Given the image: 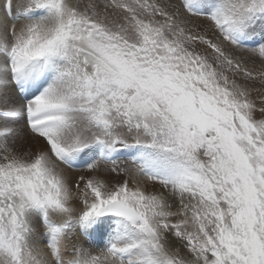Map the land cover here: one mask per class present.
<instances>
[{"label":"rangeland","instance_id":"374dc122","mask_svg":"<svg viewBox=\"0 0 264 264\" xmlns=\"http://www.w3.org/2000/svg\"><path fill=\"white\" fill-rule=\"evenodd\" d=\"M82 1L77 9H72L67 4L64 6L59 1L60 4L53 10V15L57 20L65 16L74 27L79 26L86 30L84 32L87 36L93 35L96 39L95 44L101 46H96L89 38H87L89 39L87 44L102 52H98L96 57L93 54L95 52L87 47H84V50L79 49L82 45L81 40L84 41L81 38L83 37L82 30L78 31L80 32L78 33L79 39L81 38L80 45L73 44L79 47L73 48L71 44H64L62 50L59 49L60 51L57 52L53 45L56 32L53 33L51 43H49L53 49L51 52L53 55L59 56L62 52L69 50L68 53L72 56L80 55L79 59L85 58L84 67L81 63H71L65 57V60L62 58L60 64L57 63L58 67L54 66L53 61L50 60L53 64V71L58 76L62 75L59 77L63 78V83H70L68 85L72 86L71 88L83 87L79 89L81 90L79 93H75L76 96H73L78 101L76 109L81 112L80 115L75 114L74 116L80 117L75 125L68 123L64 134L72 136L75 132L74 128L81 124L84 133H82L83 137L76 138L81 142L79 145L86 143L109 145L107 141L116 138L119 139L118 142H122L119 147H122L124 152L125 150L132 152L135 158L125 157L119 161L116 159L113 162H118L110 165H91L88 168L90 171L85 172L84 180H100L102 183L108 178L106 192H113L111 194L113 197L104 199L101 193L96 200H93L88 195H83L78 199L79 205L75 209L66 208L65 199L60 194L61 189L56 186V183L59 186L64 183L69 184L70 178L65 177L62 180L56 176L60 183L55 181L51 173L43 171V162L38 164L39 168L36 164L35 166L30 163H21L16 168L11 165L4 169L0 167V264H5L6 259L16 258L17 254L13 251L17 252L24 247L26 237L31 234L26 213L34 206L46 212L50 223L48 227L50 226L52 233L56 231L59 236L62 228L63 231L70 230L65 235V242L71 247L75 244H86L92 248V243L87 240V234H93V232L83 234L82 241L78 233L70 229L68 220L76 217V228H80L78 223L93 219L97 216L96 214L104 215V211L108 210L112 204L124 206L127 209L124 212L128 216L134 214L132 218L111 214L113 220H117L116 230L121 224L126 226L121 229L123 232L125 230L126 243L133 244L130 245L133 249L130 247L128 250L131 264H139V262L140 264H151L152 262V264H264V82L250 81L251 84L245 87L250 92V102L245 101L243 97L232 96V92L226 88L229 82L221 83L213 79L214 76L209 73L214 72L229 80L238 81L239 79L235 77L236 69L214 64L208 68L204 65L190 67L189 61L181 62L167 54L165 58L161 57L162 47L170 50V53L174 47L180 48L181 46L186 49L187 47L183 46V42L175 36V33H170L169 30L167 32L159 30L155 23L148 20V17H144L145 15L141 12L144 9L136 0L124 2L123 5L119 2L113 3L112 0H99L118 24V26L115 25L114 21L115 26H113L117 29L112 26L109 30L111 33L108 29H102L104 25H101L102 28L100 25H93L95 24L94 8L88 4L89 0ZM253 1L245 0L246 10L250 8L247 14L254 13L252 19L255 16L259 19L260 9L263 10L260 16L264 14V0H258L261 2L259 7H256V4L253 5ZM41 3L49 2L42 1ZM44 4H39L34 8H39ZM89 13L92 15H88ZM88 29H92L91 33L87 32ZM1 30L2 27H0ZM100 31L101 34L95 36ZM44 33L45 37L49 36L48 30ZM111 35L117 36L121 41L122 46L120 44L119 52H115L110 39ZM21 41L22 37L21 40L17 39L18 44ZM76 52L77 55H75ZM10 55L8 54L9 59L12 58ZM45 55L48 54L45 53ZM92 57L95 58L92 61L97 64L90 63ZM151 58L156 60L153 62ZM162 60L165 63L168 60V63L171 62L170 64L173 63V65H163V68L158 62ZM65 61L69 65L64 63ZM129 62L132 63L133 69L127 67ZM8 65L9 67L7 66L2 73L8 77V82L11 84L12 75L11 78L9 75L11 68L18 69V67ZM118 66H123L125 70ZM98 68L99 71L101 68V74L97 72ZM88 76L90 77L89 82H87ZM104 77H107L106 81H103ZM1 85L3 84L0 83ZM29 111L31 112L30 118L36 115V109ZM7 112L8 115L12 114L11 107H8ZM22 112L25 113V110ZM15 117L19 118L16 114ZM18 120H21V123L25 122L22 121L23 115ZM0 123L4 122L1 120ZM86 131L87 135H85ZM37 136L45 139L47 145L50 144L54 149L57 148L56 140ZM11 145L13 149L7 150V154L13 151L15 153L13 156L17 157L16 144L12 141ZM81 146L83 147L55 152V159L58 162V158L61 160L62 156L73 159L76 152L91 145ZM47 155L48 152H44L43 156ZM140 156L146 157L145 159L149 161L143 162L144 159ZM130 169L135 173H132ZM138 175L144 179L143 189H137ZM78 185L75 183L74 188ZM162 189L166 190L162 191ZM160 197L163 199L161 200ZM155 200L161 205V209L157 212L150 207V203H154ZM66 211L72 213L69 214L70 217L66 215ZM94 211L97 213L94 214ZM191 215L194 216L193 220ZM189 221L194 223L193 231L187 229ZM110 233H112L110 237L113 238L107 239L110 244L115 243V240L123 241L121 233L113 231ZM175 247H179L178 251ZM73 250H69L71 253L68 252L62 264L90 262L97 264L101 261L96 252L90 253L89 250L77 248ZM105 255L109 256L107 252ZM60 258L61 256L58 259Z\"/></svg>","mask_w":264,"mask_h":264},{"label":"bare ground","instance_id":"6f19581e","mask_svg":"<svg viewBox=\"0 0 264 264\" xmlns=\"http://www.w3.org/2000/svg\"><path fill=\"white\" fill-rule=\"evenodd\" d=\"M42 1L49 2L47 4H49L50 7L53 6V7H51L50 12H48L45 15H40L38 18H34V19H28L24 15L20 16L21 12L28 9L29 7H36L39 4H44V3H41ZM59 1H61V4L64 6L67 4L72 9H77L78 4L82 0H80V1L79 0H0V27H2V30L0 31V83L3 84L0 86V122H1V120L4 122L3 124L0 123V167L2 169H4L6 166L11 165V166H15V168H16L21 163H25V164L30 163V164H34V165L36 164L38 166L37 168H39L38 164H41L43 162V164H42L43 171L45 170V172L51 173L52 176L55 177V181L59 182V180L57 178L58 176L62 180L65 177L70 178V180L68 182L70 185L67 183H64L63 185L59 186L58 183H56L57 184L56 186H58L61 189L60 194L65 199L64 204L66 205V208L69 209V207H72L75 209V208H77V205H79L78 199L82 198L83 195H88L89 198H92L93 200L94 199L96 200L99 197V194H101V193H103V195L105 197L104 199H108V198L111 199L113 197L111 195L113 192H106V189H107L106 183L108 182L107 181L108 178L104 182L100 183V180L99 181H86V179L84 180V177L86 175L85 172L90 171V170H88V168L91 165H94V166L101 165V164H109L110 165V164L117 163L118 161L117 162H105L101 158L97 157V155L100 152L105 153L107 156H113V155L119 154L120 152L124 151V149L122 147L121 148L119 147V145H121L122 142H118L119 139L117 140L115 138L113 140L109 139L107 141V143L109 145L103 144V143H100V144L86 143L87 145H91V146H88L86 149L82 148L81 151L76 152L74 155L73 160L76 162V168L72 169V168L67 167L65 165V163L58 158V160L60 162L59 163L55 159V156H56L55 152L59 153V152H62L64 150L66 151V150L71 149V148L77 149V148L83 147L81 145H84V146L86 145V144L79 145L81 142H79L76 139L80 136L83 137L82 133H84V132H83V127L81 126V124H79L77 127L74 128L75 132L72 136L64 134V131L67 130L68 123L71 125H73V124L75 125L76 120H78L80 117V116H76V117L74 116L75 114L80 115L81 112L77 111L76 106H77L78 101H77V98L76 97L74 98L73 96H76L75 93H79L81 91L79 89H81L83 87L79 86V88H78L76 86L77 88H71L72 86L70 87L68 85L70 83L65 84L62 82L63 78H60V77H62V75L61 76L59 75L60 76L59 77L58 74L55 71H53V75L49 81V84L44 88V90L41 92V94L38 95L37 97H35L33 101L29 100V104H30L31 109L37 110V107L34 106V104H35V105L41 107L40 109H44L46 111L45 113L42 112L39 115V118L37 117L38 114L36 111V115H34L30 118V121L40 122L39 126L37 128H35V131H31L29 126H27V124L25 122L21 123V120L20 121L18 120V119H20V116L24 115V112H22V111L25 110V108H26V102H24V100H22L20 98V96L16 90L15 85L12 82L10 84L8 82L9 81L8 77L6 75H4V73H2L3 70H5L7 66L9 67L8 64L17 66L18 69H20L25 64H27L31 61L37 60L43 54L45 55V53L48 54L47 55L48 59L53 61L54 66H57L58 62L60 64V61L62 60V58L64 59V57H65L71 63H74V64L81 63L82 64L81 66L84 67V64H85L84 59L85 58L81 57L80 58L81 60H80L78 58V56H80V55L74 57L70 53H68L69 50L62 52L61 54H59V56L53 55L51 53L53 49H52L51 45H49V43H51V39L53 37L54 31L56 32V38L53 42V45H55L54 48L57 52L60 51L59 49L62 50V47L64 46V44L65 45L71 44V47H73V48L79 47V45H80L79 42H80L81 38L84 39V41L81 40L82 41L81 44L83 45V48L81 45L79 49L84 50V47L85 48L87 47V49H89L90 51L95 52V53H93L94 55L98 54V52H101L98 48L96 49V47H92L90 44H87V40H89V39L92 40L93 44L96 43L95 42L96 39L93 35L90 34L87 36L85 34L86 32H84L86 30L80 28L79 26L74 27L73 24L69 23L68 18H66L65 16L62 19H58V20L56 19V17H54L53 10H55V8H57V5L60 4ZM98 1L99 0H89L88 1V4L91 7H93L94 8L93 10L95 11V17H94L95 24H93V25H100V27H101V25L102 26L104 25V28H102V27L101 28L104 30L108 29V31L114 25V21H115V25L118 26V24L116 23V20H114L113 16H111L110 12L107 11V8L105 6H103L102 3H100V1L98 3ZM112 1H113V3L119 2L121 5H123L124 2L134 1V0H112ZM136 1L139 3L140 7H142L144 9V10H141V12L145 15L144 17H146V18L148 17V20H151L152 23H155L159 27V30L162 29V31H164V32L165 31L167 32V30H169V31H171L170 33H175L176 34L175 36H177L178 39H180V41L183 42V46L187 47V49L184 47H181V46H180V48L174 47L173 50H171L172 51L171 53H170V50L165 49V47H162L163 52L162 53L160 52L161 57L164 56V58H165V56L167 54L169 57L176 58L181 62L189 61L188 63L190 64V67H192V65H204L208 68L212 64H214L216 66H224V67H228V68L232 67L233 69H236V72L235 71L234 72L236 75L235 77L239 79L238 81L237 80L233 81L231 79L229 80L228 78H225L224 76L222 77L221 75L214 73V72L209 73V74L210 75L212 74L214 76L213 79L220 81L221 83H223V82L225 83L226 81H228L229 85L227 84L226 88L232 92L231 93L232 96H235L238 98L243 97V99L245 101H249V102L251 101L250 92L248 90H246L245 87H247L251 84L250 81L264 82V42L262 45L255 47V48H252L251 41L248 40V38H250V36H255V39L262 38L264 40V14L262 16H260L262 11H263L262 9H260L258 12L259 13V19H257V16H255L254 19H252V15L254 13L251 11L253 13L252 15H250L249 13H248L249 15L247 14V11L250 8H247V10H246L245 0H136ZM196 1H198L199 3L202 4V7H203L202 13H198L193 8V6L196 4L195 3ZM250 1H252V0H250ZM137 2H136V5H137ZM253 2H254L253 5L256 4V7H259L261 5V2L258 0H254ZM132 6H135V5H132ZM263 6H264V4H263ZM7 8L10 10V13L13 16V19L10 18L9 15L7 14ZM126 10H128V9H126ZM23 14H25V13H23ZM90 14L91 13H89L88 15H90ZM130 15L132 16V14H130ZM126 16H124V18H126ZM118 18H120V17H118ZM98 19H101L102 21H99ZM120 21H121V18H120ZM123 21H124V19H123ZM124 22H126V21H124ZM130 22H131V20H130ZM119 24H121V22ZM89 28H90V26H89ZM114 28H116V27H114ZM38 30H39V34H38ZM45 30H48V34H49L48 37H45L46 36V34L44 33ZM79 30H80V32L82 30L81 33L83 34V37H81L80 39H79V34H78V33H80V32H78ZM91 30H89L87 32L91 33ZM101 31L97 32L95 36H97V34H101ZM115 32H116V30H115ZM121 33H123V32H121ZM157 34H158V32H157ZM158 35H160V34H158ZM166 35H168V34H166ZM169 36H171V35L169 34ZM21 37H22V41H21V43L18 44L17 39L21 40ZM87 38H89V39H87ZM110 39L113 43V46L115 47V52H119L121 41L118 39L117 36L115 37V35H111ZM239 40H242V45H240L238 43ZM74 43H77L79 45L76 44L74 46L73 45ZM167 43L169 44V42H167ZM96 46L100 47L101 45L99 46L97 44ZM121 46H122V44H121ZM88 47H90V48H88ZM8 54L12 55L11 59H9ZM75 55H77V52L75 53ZM96 57H97V55H96ZM185 58H189V59H185ZM90 60H91L90 63H92V65L97 64L96 62L92 61V60H95V58L92 57V59H90ZM155 60L156 59L153 60L151 58V61L154 62ZM170 60H172V59H170ZM3 62H6V63L4 64ZM153 62H150V63H153ZM158 62L160 63V65H162V67H163V65L164 66L165 65H171V66L173 65V63L170 64L171 62L168 63V60H167V63H165L163 60L158 61ZM64 63L69 65V63H67V61H65ZM137 64H138V62H137ZM131 65H132V63L129 62L127 67L132 68ZM62 66H63V64H61V67ZM116 67H117V65H116ZM118 67L121 68L122 70H125V68L123 66L122 67L118 66ZM55 69H56V67H55ZM70 69H72V68H70ZM56 71H57V69H56ZM65 72H63V73H65ZM97 72L101 74V72H102L101 68H100V71L98 68ZM195 73H196V71H195ZM9 75L11 78V73ZM65 75H67V74H65ZM65 75H64V77H65ZM238 75H240V76H238ZM70 76H71V74H70ZM96 76H98L97 73H96ZM106 78L107 77H104L103 81H106L105 80ZM100 79L102 80V75H101ZM89 80H90V77L88 76L87 82H89ZM68 81H69V79H68ZM72 81L73 80L71 79V83H72ZM91 82H93V81H91ZM86 84H88V83H86ZM106 85H108V82H106ZM257 85H258V87H261L260 84H257ZM69 96H72V97H69ZM8 107H11V109H12V114H10V115H8V112H7ZM248 111H251V110H248ZM15 114L18 115L19 118H16ZM262 121H263V119H262ZM41 130H43L45 133L48 134L49 139L52 138V139L56 140V143H57L56 149H54V147L50 144L47 145V143L45 142V139H41L39 136H37V135H40L38 131H41ZM85 135H87V131H86ZM12 141H13V143L16 144L15 149H16V151H18L17 157L13 156V155H15V153H13V151L10 152V154H7V150L9 151V149H11L13 146V145H11ZM34 141H35V143H34ZM100 142H102V141H100ZM103 142H105V141H103ZM124 148H125V145H124ZM126 148H128V147H126ZM138 148H140V147H138ZM136 150H137V148H136ZM143 150H146V149H143ZM44 152H48V155L46 157L43 156ZM140 154L142 155V153H140ZM148 155H150V154L148 153ZM136 158H138V157H136ZM145 158L144 157L142 158V159H144L143 162H145V160H146ZM146 161H149V160L147 159ZM148 164H149V162H148ZM148 164H147V166H148ZM93 168H95V167H93ZM142 169H143V171H145L144 168H142ZM92 171H95V170H92ZM130 171H131V169H130ZM130 171H128V172H130ZM101 172L103 173V171H101ZM93 173H95V172H93ZM132 173H135V172L133 171ZM147 174H148V172H147ZM90 175H91V172H90ZM149 175H151V174H149ZM153 175H154V172H153ZM151 178L152 177H150V179ZM87 180H88V178H87ZM133 181H134V179H133ZM143 181H144V179L142 178V176L138 175L137 180H136L137 189L138 188L143 189V184H144ZM120 182H121V180H120ZM75 183H78L79 185L74 188ZM145 185L147 186V183ZM154 185L157 186V184H154ZM108 187H110V186H108ZM159 187H161V186H159ZM111 188H112V186H111ZM163 190L164 189H162V191ZM147 191H148V189H147ZM152 191H153V189H152ZM177 191H178V189H177ZM156 192H157V190H156ZM157 194H159V192ZM110 196H112V197H110ZM163 197H165V196H163ZM152 199H154V198H152ZM160 199H161V197H160ZM150 204H151L150 207H152L155 210V212H157L158 209H161L160 203L159 202L156 203V200L154 201V203H150ZM95 206H98V205H95ZM192 207L194 208V206H192ZM181 208H183V207H181ZM125 210H127V209L124 206H122L121 204H115V205L112 204L108 210L104 211L105 216L102 214L98 215V214H96L97 211L96 212L94 211V214H96L97 216L94 217L93 219H88V220H84L83 219L84 217H83L82 219L84 221L78 223L81 226L80 228H76L77 227L76 226V224H77L76 217H73L74 219L72 218V219L68 220L70 222V225H69L70 229H73V231L75 230L78 233L80 238L82 237L83 234H86L90 231L93 232V234H91L92 239H93L94 234L98 235L101 238V244L93 242L92 239L89 238L90 234L88 233L89 235L87 234V240L92 243V248H91V246L89 247L86 244L85 245L84 244H79V245L75 244L73 247H71L69 243L65 242V239H66L65 235L70 230L68 229L67 231H63V228H62V231L60 232L59 236H57L58 234H56V231L54 233H52L51 230L49 229L50 226L48 227L49 218L47 217L46 212H44L43 209H39L38 207L34 206L32 210H29L26 213L27 224H29L31 234H29V236L26 237L25 242H24V247L22 246L23 247L22 249L17 250V252L13 251L15 254H17L16 258L6 259L5 264H62L63 259L65 256L67 257L68 252L71 253V251H69V250H73L74 248L82 249V250L86 249V250H89L90 253L92 251L96 252V254H98L101 258V261L97 264H115V263H117V264H131L130 259H129L130 251H128V250L131 247L130 245H133V244L126 243L125 230L123 232V230L121 229V228L124 229V227H126V226L124 224H121L120 228L117 226L121 230H119V229L116 230L115 226H116L117 220L116 221L113 220V217L111 216V214L121 215V216H124L126 218H132L134 216L133 213L131 216L125 215V213L123 212ZM92 211H93V209H92ZM85 212H87V211L85 210ZM188 212H190V211H188ZM69 214H72V213H70L69 211H66V215H68L70 217ZM198 215H199V213H198ZM193 217L194 216H192V220H193ZM86 218H87V216H86ZM24 219H25V214H24ZM73 220H75V221H73ZM119 221H120V219H119ZM126 221H127V219H126ZM69 222H67V223H69ZM192 223H193V221L190 222V224L188 223L189 228H187V229L189 231H193V229H194V223L193 224ZM109 230L113 231L115 233L116 232L121 233L123 241L120 240V242H119L118 240H115V243L110 244V242L107 241V239L112 235V233H110ZM71 234H73V233H71ZM110 238L113 239L112 237H110ZM115 238H117V237H115ZM141 238H139V239H141ZM118 239H119V237H118ZM148 239L150 240V237ZM141 240L143 241V239H141ZM82 241H83V239H82ZM144 241H145V239H144ZM151 241H152V238H151ZM113 242H114V240H113ZM133 242L134 241H132V243ZM91 243H89V244H91ZM68 245H69V248H67ZM98 245H99V247H97ZM178 248L179 247L176 248L177 251H178ZM102 249H104V250L101 251ZM106 252L109 256L105 255ZM85 254H86V252H85ZM136 254H137V252H136ZM71 255H70V257H71ZM83 255H82V257H84ZM86 255H88V253ZM60 256H61V258L58 259ZM74 256H75V254H74ZM89 256H91V254ZM118 256H120V259H118ZM122 256H124V257H122ZM14 257H15V255H14ZM85 257H87V256H85ZM121 258H122V260H121ZM136 259H137V257H136ZM68 260H70V259H68ZM86 260H87V258H86ZM3 261L4 260H2V262ZM97 261H95V262H97ZM71 262H72V260H71ZM78 262H80V261H78ZM86 262H88V261H86ZM66 263H68V262H66ZM83 263H85V262H83ZM137 263H138V261H137ZM87 264H93V263L90 262ZM139 264H140V262H139Z\"/></svg>","mask_w":264,"mask_h":264},{"label":"water","instance_id":"95a60500","mask_svg":"<svg viewBox=\"0 0 264 264\" xmlns=\"http://www.w3.org/2000/svg\"><path fill=\"white\" fill-rule=\"evenodd\" d=\"M123 212H124V211H123ZM124 213H125V212H124ZM125 215H127V216H128V214H126V213H125ZM130 216H131V215H130Z\"/></svg>","mask_w":264,"mask_h":264}]
</instances>
